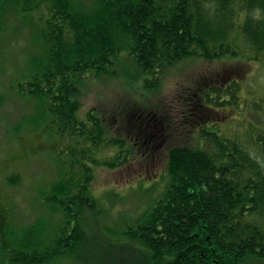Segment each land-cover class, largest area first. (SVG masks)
<instances>
[{
  "label": "trees",
  "instance_id": "16d2710c",
  "mask_svg": "<svg viewBox=\"0 0 264 264\" xmlns=\"http://www.w3.org/2000/svg\"><path fill=\"white\" fill-rule=\"evenodd\" d=\"M18 19L32 24L39 49L28 51L15 79L0 67V105L11 82L18 95L39 99L43 126L70 144L46 146L59 173L42 197L58 226L41 218L26 229L1 213L0 264H49L82 244L81 216L99 209L96 167L150 162L152 150L166 144L165 188L116 237L146 248L148 264H260L253 258L264 259V164L242 138L221 131L230 121L215 123L203 112L239 107L240 80L223 88L200 79L171 107L149 95L127 112L96 106L85 118L79 92L83 81L107 74L140 79L158 93L167 70L188 58L231 60L245 71L264 58V0H0V39ZM256 134L255 150L264 151V133ZM103 148L115 153L102 158Z\"/></svg>",
  "mask_w": 264,
  "mask_h": 264
},
{
  "label": "rangeland",
  "instance_id": "374dc122",
  "mask_svg": "<svg viewBox=\"0 0 264 264\" xmlns=\"http://www.w3.org/2000/svg\"><path fill=\"white\" fill-rule=\"evenodd\" d=\"M26 23L18 19L19 26L14 33L11 31L7 38L0 39V48L3 50L0 67L5 69V76L12 79L26 70L24 59L33 54L28 51L39 49L35 33L29 26L32 24ZM120 62L125 67L129 65L126 55L120 57ZM234 64L231 60L188 58L167 70L158 93L143 89L140 79L128 80L129 83H135L139 87L137 89L121 76L105 74L93 77L80 85L79 99L82 105L79 116L85 118L88 111L96 106L110 114L117 107L125 110L128 104L135 102L146 105L147 97L150 96L154 104L163 100L171 107L178 103L180 97L190 96L188 92L197 80L201 79L205 87L208 85L206 83H214L227 88V82L235 78L241 82L240 106L232 104L212 111L204 109L203 112H207L215 123L230 121L228 126L221 125V131L242 138L264 164V151L255 150L256 133H264V58L251 62L245 71L236 70L238 68ZM181 83H184V93L178 95L176 91ZM10 86L11 82L8 85L11 91H1L6 95L0 105V214H10L15 223L24 225L26 229L30 224L33 227L32 223L41 218L49 224V228H56L58 215L53 206L47 203L48 200L42 197L48 194L59 173L57 160L52 158L54 155L46 146L65 142V146L69 147L70 142L62 136L49 133L47 126H43L39 99L18 95ZM0 89H3V85H0ZM128 110L127 107L126 112ZM257 116L261 118L257 120ZM232 130L233 134H229ZM86 146H91V143ZM114 153L113 149L103 148L100 155L106 158ZM150 158V162L138 160L128 167H96L92 191L98 198L96 206L99 209H88L81 216L85 241L60 257H55L49 264H148L146 248L116 236L124 230V225L134 222L144 213L165 188L167 144L164 148L152 150ZM75 170H79L77 165ZM8 177H12V183H9ZM45 238L49 239V236ZM253 262L264 264V259L253 258Z\"/></svg>",
  "mask_w": 264,
  "mask_h": 264
}]
</instances>
